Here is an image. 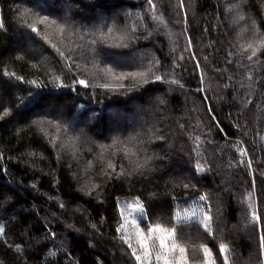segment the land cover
I'll return each instance as SVG.
<instances>
[{
  "label": "trees",
  "instance_id": "16d2710c",
  "mask_svg": "<svg viewBox=\"0 0 264 264\" xmlns=\"http://www.w3.org/2000/svg\"><path fill=\"white\" fill-rule=\"evenodd\" d=\"M152 3L0 0V264H141L134 198L190 264H264V0Z\"/></svg>",
  "mask_w": 264,
  "mask_h": 264
},
{
  "label": "rangeland",
  "instance_id": "374dc122",
  "mask_svg": "<svg viewBox=\"0 0 264 264\" xmlns=\"http://www.w3.org/2000/svg\"><path fill=\"white\" fill-rule=\"evenodd\" d=\"M63 8L65 11H67L66 15L71 17V13L74 12L75 10L82 11L79 5L74 6L73 11L69 12L66 8V5H63ZM123 9H121L118 14H124ZM83 17V16H82ZM104 17L99 14V16L96 18V23L100 24V22H103ZM115 62H122L119 58L115 59ZM58 112L61 114L63 113V109L58 106L57 108ZM56 111V109L54 110ZM109 113H111L112 117V128L111 131H116V129H121V121L123 120L124 114L121 112L117 111L116 109H110L108 110ZM63 117V116H62ZM125 117V116H124ZM92 116L88 117V121L92 122ZM222 177V176H221ZM201 197L195 198L193 201L187 203L182 207V209L179 212L178 217L183 218H190V217H195L199 218L202 221V224L204 225L205 223H208L206 220L207 216H210V211L208 205L205 203V199H201ZM120 212H121V224H120V230L125 237V239L131 244L132 250L136 249L137 254L141 256V261L139 263L141 264H163V260L157 262L156 261V254L157 252L152 249V244L154 241L152 240L151 237L145 243L148 245L149 252L151 253L150 255H146L145 252L141 249L139 241H140V234L143 233L145 236L148 235V229L149 227H154L155 225L152 224H146V216L144 212V205L139 199H122L120 200ZM241 224V223H239ZM164 229H167L165 227H162ZM171 230V229H169ZM153 237L157 238H164L166 242L169 244V247L171 245V238L168 237V233L165 231H160V232H154L152 234ZM178 244V243H177ZM179 245V244H178ZM180 246V245H179ZM182 247V246H180ZM207 247V246H206ZM205 247H203L204 250ZM208 248V247H207ZM209 249V248H208ZM210 250V249H209ZM227 251V249H226ZM206 254V253H205ZM169 259L172 261V264H190L188 259H187V254L185 250L184 254V259L180 260L179 259V252L176 251L174 253H169ZM223 256L226 255V252L222 254ZM205 263L206 264H215L216 261L214 259V254L213 251H210L208 254L205 256Z\"/></svg>",
  "mask_w": 264,
  "mask_h": 264
},
{
  "label": "snow or ice",
  "instance_id": "6c2138e0",
  "mask_svg": "<svg viewBox=\"0 0 264 264\" xmlns=\"http://www.w3.org/2000/svg\"><path fill=\"white\" fill-rule=\"evenodd\" d=\"M147 4L151 5L153 10H155L156 6L152 3V0H146ZM243 2V0H242ZM44 20L47 19V17L43 18ZM240 19H243V17L241 16ZM52 23H55V21H52ZM0 27H2V25H0ZM112 28H108V32H112ZM33 31H36L35 28H33ZM132 31L134 32L135 29H132ZM133 39H135V37H133ZM96 41L93 40L91 43H95ZM125 47H127V45H124ZM248 49H252L251 54L247 56V60L250 63H259L260 62V56L258 55V49H253L252 45L249 44L247 45V48H245V51H248ZM231 55V53H230ZM130 75H135V74H130ZM157 80H160L161 77L157 76L156 77ZM78 83L85 85L86 86V82L84 80H79ZM162 138V137H161ZM109 167L113 169V171H115V167L114 165H112L111 163H109ZM202 170V169H201ZM185 188L188 187V185H184ZM201 199H206L205 197H201ZM206 220L208 221V223L204 224V228L206 231L209 230L210 228V221H211V216H207ZM260 220V217L257 216L255 213H253V221L254 222H258ZM3 229H0V232H2ZM117 231H120V229H117ZM160 231H165L168 233V237L171 238V245L169 247V244L166 242V240L164 238H157V237H153L152 234L154 232H160ZM175 229H164L161 227V225L157 224L154 227H149L148 229V235L145 236L143 233L140 234L141 238L139 241L140 247L141 249L145 252L146 255H150L151 253L149 252L148 249V245L145 243V241H147L149 239V237L152 238V240L154 241V243L152 244V249L155 250L157 252L156 254V261L159 262L161 260H163V264H172V261L169 259V253H174L176 251L179 252V259L183 260L184 259V254H185V248L180 247L176 240H175ZM129 247L131 248V244H129ZM260 247L262 249V251H264V235H262L260 237ZM227 249V245L221 244L219 247V252L221 254L225 253ZM204 252L206 254H208L210 252V250L205 247L204 248ZM132 256L135 257V259L139 262L141 261V256L139 254H137L136 249L132 250ZM223 264H229V257L227 255L223 256Z\"/></svg>",
  "mask_w": 264,
  "mask_h": 264
}]
</instances>
